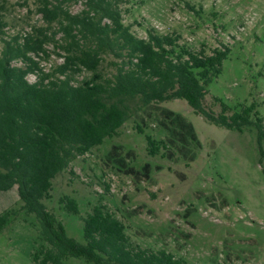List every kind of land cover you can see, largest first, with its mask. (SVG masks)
<instances>
[{"label": "rangeland", "instance_id": "obj_1", "mask_svg": "<svg viewBox=\"0 0 264 264\" xmlns=\"http://www.w3.org/2000/svg\"><path fill=\"white\" fill-rule=\"evenodd\" d=\"M123 1V23L140 38L154 30L178 35L181 45L196 52L228 48L221 74L208 86V102H255L264 118V0ZM37 6L38 0H0L8 21L3 37L41 25ZM82 9L81 3L70 5L73 13ZM2 47L0 40V53ZM48 50L49 59L42 61L47 71L63 62L61 52ZM111 61L107 57L103 65L108 74ZM28 79L34 82L35 76ZM147 135L167 149L150 155ZM146 166L147 177L130 174ZM64 196L78 202L80 216L67 214L60 204ZM45 204L80 243L81 218L103 204L143 248L165 249L187 264H264V141L253 127L239 132L209 123L186 101L154 103L58 174ZM22 205L16 187L0 193V214L14 213L0 231V264H34L39 223ZM63 264L89 263L69 258Z\"/></svg>", "mask_w": 264, "mask_h": 264}, {"label": "trees", "instance_id": "obj_2", "mask_svg": "<svg viewBox=\"0 0 264 264\" xmlns=\"http://www.w3.org/2000/svg\"><path fill=\"white\" fill-rule=\"evenodd\" d=\"M122 2L38 0L42 24L10 39L3 37L8 21L0 12V193L16 187L22 210L38 220L34 264H63L69 258L89 264H187L165 249L134 244L124 222L103 204L81 218L84 243L69 237L45 204L55 177L117 136L136 111L183 100L209 123L239 132L253 127L264 141V118L255 102L231 106L218 97L207 100L228 48L196 52L181 45L178 35L154 30L140 38L123 23ZM79 3L83 9L73 13L70 5ZM49 46L61 52L63 62L47 71L42 61L49 59ZM107 57L114 59L110 74L103 67ZM146 140L150 155L167 149L164 141L149 135ZM148 169L130 174L147 177ZM60 204L67 214L80 216L74 198L64 196ZM13 215L0 214V231Z\"/></svg>", "mask_w": 264, "mask_h": 264}]
</instances>
